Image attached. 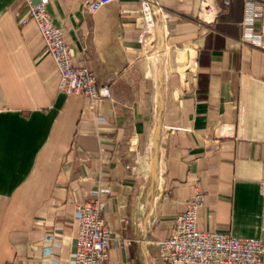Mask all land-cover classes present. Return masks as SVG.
<instances>
[{
    "label": "crops",
    "instance_id": "crops-1",
    "mask_svg": "<svg viewBox=\"0 0 264 264\" xmlns=\"http://www.w3.org/2000/svg\"><path fill=\"white\" fill-rule=\"evenodd\" d=\"M86 1L49 0L48 10L74 64L110 85L111 97L92 108L86 96L58 90L24 0H0V264H74L75 206L95 198L110 231L106 264H165L155 242L173 232L196 178L198 229L264 243V45L243 23H264V5L148 0L156 43L164 36L151 57L139 40L141 0L95 12ZM153 57L162 61V158L148 203L139 162L156 123Z\"/></svg>",
    "mask_w": 264,
    "mask_h": 264
},
{
    "label": "built area",
    "instance_id": "built-area-1",
    "mask_svg": "<svg viewBox=\"0 0 264 264\" xmlns=\"http://www.w3.org/2000/svg\"><path fill=\"white\" fill-rule=\"evenodd\" d=\"M49 0H24L29 16L36 23L44 41L45 51L51 54L59 71L57 88L67 94H80L88 98L92 108L100 98L111 97L107 83H98L96 74L87 65H75L69 44L64 39V29L55 24L48 10ZM112 0H87L84 3L89 12L97 11ZM260 3L255 10H261L264 0H244L247 4ZM143 25L139 35L145 42L148 31L155 24L152 6L148 0H141ZM243 23L256 28L259 33L249 36L256 45L263 44L264 23L251 16ZM204 202V192L198 178L194 181V192L186 202L185 209L175 220L173 232L167 238L155 242L159 257L165 264H263L264 243L260 238L236 237L228 233L204 231L197 228V212ZM79 227L76 237L74 264H106L109 257L110 231L103 214L101 200L84 199L77 202ZM13 264V263H8Z\"/></svg>",
    "mask_w": 264,
    "mask_h": 264
},
{
    "label": "bare ground",
    "instance_id": "bare-ground-1",
    "mask_svg": "<svg viewBox=\"0 0 264 264\" xmlns=\"http://www.w3.org/2000/svg\"><path fill=\"white\" fill-rule=\"evenodd\" d=\"M156 26H157V21H155L154 26H152V28H150V30L148 31V35H146V38H145L144 46H145L146 49L147 48H150L151 49L152 55L154 53H156L157 56H158V52L157 51L162 50V48L164 49V38H163L164 36L161 35V38H162V41L160 42L161 44H157L156 43V40L154 38L155 37L154 34L156 33ZM155 50H157V51L155 52ZM152 73H154V70H153ZM154 75H155L154 80H155V82L157 84V91H158L157 92L158 93V95H157L158 98L157 99L158 100H157L156 123H155L154 130L152 131V134H151V141H149V144H150L149 151L151 152V158H152V160H155L156 159V161H157L156 163H154L155 164L154 166H156V167L158 166V169H159L160 164H158V162L160 163L161 162V158H162V153L159 150V144H160V141L162 140L161 139V135H162V124H161V116H162L161 115V112L162 111L161 110L163 109V106H162V109H161V102H160L161 90H162V82H161V78L159 76V73H158V69L157 68L155 69V74ZM160 172L161 171L158 170V173H154V174L151 175V182L149 183V185H150V191L149 192H151V191L156 192V189H157V187H158V185L160 183V179H161ZM145 195H146V193H145ZM150 195H151V193L149 194V196ZM148 197H147V199H148ZM149 201L150 202L151 201H154V199L151 200V198H150Z\"/></svg>",
    "mask_w": 264,
    "mask_h": 264
},
{
    "label": "rangeland",
    "instance_id": "rangeland-1",
    "mask_svg": "<svg viewBox=\"0 0 264 264\" xmlns=\"http://www.w3.org/2000/svg\"><path fill=\"white\" fill-rule=\"evenodd\" d=\"M155 40H156V36H155ZM156 51L157 50H155V52ZM162 51H163V48H162V50L157 51V52L160 53ZM146 55L147 56L149 55L151 57L153 56L152 53H151V49L150 48L146 49ZM161 62L162 61H161L160 57H157L156 59L153 57V61L150 60V62L148 63V66H149V75L151 77L155 78L154 74H155V69L157 68L159 76L161 78V82H163V75H162V71H161V68H160L161 67ZM153 70H154V73H152ZM161 94H162V90H161ZM159 150H160V144H159ZM156 162H157L156 159L152 160L150 151L146 155L142 156V158L140 159V162H139L140 172L143 173L145 178H146V184L143 187L142 193H143V196H145V197H146V195L148 197L149 194L152 193L151 200L153 199L152 197L155 196V192L154 191L149 192L150 191L149 183L151 182V175L154 174V173H158V170H159L158 166L157 167L154 166L155 165L154 163H156ZM158 164H160V163L158 162ZM145 193H146V195H145Z\"/></svg>",
    "mask_w": 264,
    "mask_h": 264
},
{
    "label": "water",
    "instance_id": "water-1",
    "mask_svg": "<svg viewBox=\"0 0 264 264\" xmlns=\"http://www.w3.org/2000/svg\"><path fill=\"white\" fill-rule=\"evenodd\" d=\"M158 11H159V8L156 7V8H155V12L158 13ZM151 195H152V193H151ZM151 195L148 197V199H146L148 202H149V200H150V198H151Z\"/></svg>",
    "mask_w": 264,
    "mask_h": 264
}]
</instances>
